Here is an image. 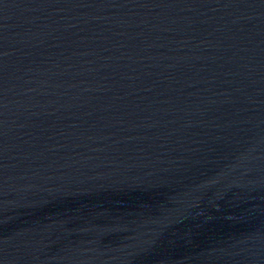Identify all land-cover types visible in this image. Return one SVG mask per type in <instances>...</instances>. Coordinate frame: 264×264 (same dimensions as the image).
Returning <instances> with one entry per match:
<instances>
[{
    "label": "water",
    "instance_id": "95a60500",
    "mask_svg": "<svg viewBox=\"0 0 264 264\" xmlns=\"http://www.w3.org/2000/svg\"><path fill=\"white\" fill-rule=\"evenodd\" d=\"M42 264H264V151L133 209Z\"/></svg>",
    "mask_w": 264,
    "mask_h": 264
}]
</instances>
